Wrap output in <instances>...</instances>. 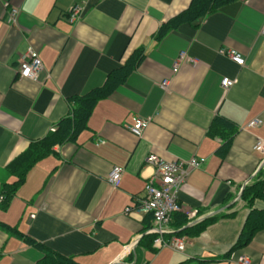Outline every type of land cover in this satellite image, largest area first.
<instances>
[{"label":"crops","instance_id":"1","mask_svg":"<svg viewBox=\"0 0 264 264\" xmlns=\"http://www.w3.org/2000/svg\"><path fill=\"white\" fill-rule=\"evenodd\" d=\"M191 2L0 0V191L71 114L73 99L104 86L144 50L76 140L33 164L10 202L0 196V264H40L47 253L80 264H243L241 257L264 264V230L229 254L250 213L243 187L264 172V154L254 150L264 139V0L226 3L159 37ZM31 49L44 67L38 80L19 74ZM224 77L235 80L229 89ZM138 119H150L142 136L130 130ZM254 119L262 123L248 127ZM150 155L206 158L182 185L183 209L171 224L184 252L156 247L149 233L153 218L141 207L155 171ZM113 166L124 168L116 186L107 180ZM254 207L264 209V200Z\"/></svg>","mask_w":264,"mask_h":264},{"label":"trees","instance_id":"2","mask_svg":"<svg viewBox=\"0 0 264 264\" xmlns=\"http://www.w3.org/2000/svg\"><path fill=\"white\" fill-rule=\"evenodd\" d=\"M232 1L235 0H192L190 6L187 9L183 10L162 25L159 31V37H162L163 34L167 33L168 30L176 28L184 22L195 21L201 16L211 13L220 6ZM143 57V49L136 51L127 62V68H125L126 70L121 73H113L112 75H110L109 80L104 86L95 88L91 92L73 99L74 104L71 114L59 122L54 132H50L43 141L36 144L33 152L30 154V158H27L25 166L16 169L15 172L18 176L17 181H15L14 183H4L2 185L0 196L4 197L5 204L13 199V197L17 193L19 186L25 182L27 171L33 166V164H35L40 159H43L54 153L55 145L76 140L78 134L88 127V121L91 114L93 113L96 103L100 99L107 97L115 89L118 83L125 79L126 75L130 72L131 67H135L143 59ZM222 129L223 128L216 126L213 133L217 135L222 134ZM263 174V171L259 172L253 182L247 185L243 191L242 198L246 201L247 207L250 208V213L238 241L232 247L229 254L232 251H236L248 246L252 238L259 231L264 230V209L260 210L254 207V203L257 199L264 200ZM201 226L203 225H199L200 228H202ZM8 229L13 233L19 232L13 227H8ZM40 264L80 263L72 258L61 259L53 256L51 253H47Z\"/></svg>","mask_w":264,"mask_h":264},{"label":"built area","instance_id":"3","mask_svg":"<svg viewBox=\"0 0 264 264\" xmlns=\"http://www.w3.org/2000/svg\"><path fill=\"white\" fill-rule=\"evenodd\" d=\"M79 7H74L73 12L77 13ZM18 10L14 9L10 16L12 24L17 22ZM264 34V25L262 28ZM226 54L237 64L245 65L243 55L236 49H229ZM187 58V53L183 52L177 58L174 64V72L182 60ZM196 63V59L191 60ZM43 63L38 54L31 49L26 56L19 62V74L23 79L38 80L43 70ZM169 80L162 82L163 87H167ZM235 80L224 77L222 85L225 89H229ZM262 123L261 119H254L248 123V127H254ZM150 124V119H138L136 123L130 126V130L137 136H142L146 127ZM254 150L264 154V139H258L255 142ZM147 162L155 169L150 182L146 187V195L142 200L141 210L145 213H150L153 218L154 226L149 229V233L155 235L154 245L158 248L172 247L177 251L184 252L186 248V240L179 235H173L171 224L175 215L182 211L183 206L179 201V191L182 185L187 181L190 172L193 169L199 168L206 162V158H192L190 160H172L166 161L156 155H150ZM124 168L113 166L110 170L107 180L116 186L122 178ZM240 261L243 264H251L247 258L241 257Z\"/></svg>","mask_w":264,"mask_h":264},{"label":"water","instance_id":"4","mask_svg":"<svg viewBox=\"0 0 264 264\" xmlns=\"http://www.w3.org/2000/svg\"><path fill=\"white\" fill-rule=\"evenodd\" d=\"M251 179H252V178H251ZM244 189H245V185H244V187H243V191H244ZM243 191H242V192H243Z\"/></svg>","mask_w":264,"mask_h":264},{"label":"rangeland","instance_id":"5","mask_svg":"<svg viewBox=\"0 0 264 264\" xmlns=\"http://www.w3.org/2000/svg\"><path fill=\"white\" fill-rule=\"evenodd\" d=\"M163 248H169V247H163Z\"/></svg>","mask_w":264,"mask_h":264}]
</instances>
